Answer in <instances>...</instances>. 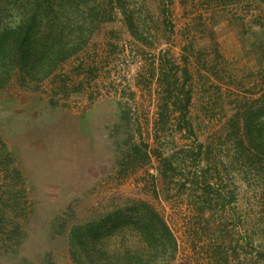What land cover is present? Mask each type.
<instances>
[{
    "label": "rangeland",
    "instance_id": "1",
    "mask_svg": "<svg viewBox=\"0 0 264 264\" xmlns=\"http://www.w3.org/2000/svg\"><path fill=\"white\" fill-rule=\"evenodd\" d=\"M260 124L264 0H122L53 75L0 89V264H76L74 230L116 212L167 223L145 264H264ZM125 244L145 247L129 227L98 248Z\"/></svg>",
    "mask_w": 264,
    "mask_h": 264
},
{
    "label": "trees",
    "instance_id": "2",
    "mask_svg": "<svg viewBox=\"0 0 264 264\" xmlns=\"http://www.w3.org/2000/svg\"><path fill=\"white\" fill-rule=\"evenodd\" d=\"M120 4L122 0H0V89L14 74L21 84L53 75L87 45L102 22L113 18L114 6ZM127 23L139 37L129 14ZM253 127L261 135L255 138L261 144L264 126ZM129 227L139 233L144 248L133 249L125 244L110 254L98 248V243L118 228ZM72 244L79 249L72 254L76 264H145L144 252L150 258H159L167 246L176 248L167 223L154 213L134 216L116 212L74 230ZM92 257L97 260L94 262Z\"/></svg>",
    "mask_w": 264,
    "mask_h": 264
}]
</instances>
